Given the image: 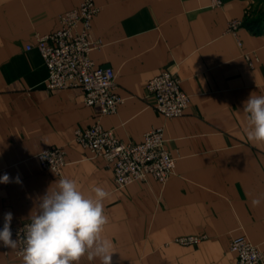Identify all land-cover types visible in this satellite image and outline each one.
Instances as JSON below:
<instances>
[{
    "label": "crops",
    "instance_id": "obj_1",
    "mask_svg": "<svg viewBox=\"0 0 264 264\" xmlns=\"http://www.w3.org/2000/svg\"><path fill=\"white\" fill-rule=\"evenodd\" d=\"M81 1L0 0V176L22 181L0 183V224L7 212L11 226L31 222L41 197L68 178L85 195L93 186L109 192L102 235L113 243L112 264H233L230 243L242 236L264 254V145L247 139L243 111L251 95L264 96V26L256 27L264 0H221L220 7L211 0H94L100 11L91 34L101 45L91 57L114 70L124 100L105 116L85 105L80 89L44 87L36 35L59 29V17ZM232 20L242 23L235 33ZM252 53L253 67L245 58ZM164 71L176 73L191 97L181 117L159 115L148 94V81ZM97 120L124 143L163 127L174 174L165 184L150 178L116 190L108 162L75 142L76 130ZM50 147L66 152L60 176L37 159ZM189 235L204 239L174 242ZM16 248L0 241V264H23ZM79 264L100 261L85 256Z\"/></svg>",
    "mask_w": 264,
    "mask_h": 264
},
{
    "label": "built area",
    "instance_id": "obj_2",
    "mask_svg": "<svg viewBox=\"0 0 264 264\" xmlns=\"http://www.w3.org/2000/svg\"><path fill=\"white\" fill-rule=\"evenodd\" d=\"M221 0H211L212 7H220ZM100 8L94 0H82L79 7L59 17L60 27L46 35H36L39 50L48 71L44 84L47 91L80 89L86 106H98L101 116L115 114L124 102L116 93L115 72L110 67H96L91 53L100 47V42L91 34L92 21ZM242 25L239 20L228 23V31L235 33ZM32 46H28V50ZM248 64L253 67L254 53L246 54ZM148 94L154 98V109L167 119L185 114L191 103L189 94L182 90V80L173 72L164 71L147 83ZM75 142L89 151L94 158H103L112 167L114 187L122 190L135 182H147L152 178L165 184L174 174L176 158L165 148L163 127L154 128L144 134L140 143H124L113 130L106 129L97 120L85 129H77ZM37 159L45 171L60 176L66 165V152L62 148L50 147L42 150ZM23 222L11 226L12 238L18 241L15 255L21 257L25 247L27 226ZM3 224H0V229ZM204 236H180L175 243L181 246L197 245ZM230 250L236 255L233 264H264V254L245 237L232 239Z\"/></svg>",
    "mask_w": 264,
    "mask_h": 264
},
{
    "label": "clouds",
    "instance_id": "obj_3",
    "mask_svg": "<svg viewBox=\"0 0 264 264\" xmlns=\"http://www.w3.org/2000/svg\"><path fill=\"white\" fill-rule=\"evenodd\" d=\"M243 111L248 114L247 139L264 145V96L251 95ZM11 182L22 183L19 175L14 181L7 173L0 176V183ZM91 192L85 195L75 180L63 178L56 182L55 190L41 197L39 211L27 226L23 264H79L85 256L112 264L113 243L102 235L109 223L103 202L110 194L99 186H93ZM12 220L11 212L4 214L0 241L15 249L18 241L12 238Z\"/></svg>",
    "mask_w": 264,
    "mask_h": 264
},
{
    "label": "trees",
    "instance_id": "obj_4",
    "mask_svg": "<svg viewBox=\"0 0 264 264\" xmlns=\"http://www.w3.org/2000/svg\"><path fill=\"white\" fill-rule=\"evenodd\" d=\"M264 26V21L263 22H259V24H257V29H261ZM256 29V28H254Z\"/></svg>",
    "mask_w": 264,
    "mask_h": 264
}]
</instances>
